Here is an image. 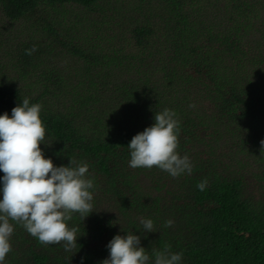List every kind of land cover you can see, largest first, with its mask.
Returning <instances> with one entry per match:
<instances>
[{
	"label": "trees",
	"instance_id": "obj_1",
	"mask_svg": "<svg viewBox=\"0 0 264 264\" xmlns=\"http://www.w3.org/2000/svg\"><path fill=\"white\" fill-rule=\"evenodd\" d=\"M100 1L105 0H0V11L12 21L35 17L41 7L53 8L59 15L65 12L66 5L92 9ZM246 1L229 0L226 14L232 24L217 31L201 19L192 18L185 10L184 0H127L124 5L132 18L131 32L137 46L143 51L153 48L152 39L157 33L141 18L145 15L142 10L169 17L171 38L162 56L161 77L165 85L147 79L141 89L133 84L115 86L116 108H98L94 96L76 100L72 109L50 106L46 98L58 95L62 89L63 79L54 71H43V88L37 95L25 93L17 86L0 85V115L7 112L11 116L12 109L24 98L30 104H41L45 143H52L40 145L45 157L56 166L67 165L70 157L86 162L88 178L94 182L90 189L94 210L83 221L78 213L68 221L69 227L79 229L76 252H66L62 243L43 245L21 225L10 221L14 224L12 250L3 264H101L109 257V241L128 232L141 237L150 264H154L153 250H163L165 246H170L173 253H182L181 264H264V27L253 38L240 31L235 15L239 16ZM46 22L45 29L54 37L55 47L60 44L90 63L101 61L100 55L85 52L53 23ZM33 45L37 50L27 55L25 50ZM52 49L27 43L20 54L21 61L25 66H34ZM110 52L106 59L115 53ZM156 54L161 55L160 49ZM230 58L234 65L249 61L253 70L238 79L233 76L234 66H226ZM184 79L209 93L210 107L205 111L199 109L200 101L196 99L189 113L182 102L176 107L167 106L171 93L167 98L164 95L169 90L173 92L176 83ZM164 108L173 110L180 121L177 151L188 155L192 173L173 177V186L165 185V191L160 190V184H165L164 176L156 177V189L143 190L136 177L146 168L129 166L127 145L134 135L154 124L155 113ZM246 130L250 134H245ZM225 135H230L233 146L244 155H256L253 161L246 162L257 169L251 175L255 188L250 187V179L244 175L233 171L226 174L221 157L210 150ZM195 146L198 149L193 151ZM3 175L0 171V178ZM205 178L208 183L201 191L197 184ZM142 218L151 219L156 231L143 232ZM168 220L173 224L165 227Z\"/></svg>",
	"mask_w": 264,
	"mask_h": 264
},
{
	"label": "rangeland",
	"instance_id": "obj_2",
	"mask_svg": "<svg viewBox=\"0 0 264 264\" xmlns=\"http://www.w3.org/2000/svg\"><path fill=\"white\" fill-rule=\"evenodd\" d=\"M127 0H105L98 5L88 9L81 5H66L65 12L57 15L56 10L50 7L38 9V15L29 19L9 20L0 11V85H13L23 89L25 93L37 95L42 90L44 83L43 71L56 72L62 80V89L58 95L50 94L46 102L51 106L72 109L76 100L94 96L96 97L98 108L111 106L116 108L114 88L122 84H131L141 89L146 84L145 80L150 79L156 85H165L162 81L161 71L162 56L167 46L169 47L170 31L169 17L159 11L160 16L142 10L141 17L148 25L153 26L157 31L153 37L155 44L147 51L136 45L132 36V18L128 13V7L124 4ZM139 1V0H137ZM188 13L191 17H196L204 21L207 26H214L215 30H223V27L231 26L228 22L227 12L229 11V0H184ZM122 3V4H121ZM244 9L239 11L236 16L240 24L239 29L252 37L257 30L264 27V0H247L241 5ZM161 8V6H159ZM158 7V8H159ZM111 12V13H110ZM138 13L136 12V15ZM53 23L61 30L62 34L78 44L85 52H92L100 55L101 61L90 63L83 58L69 53L60 44L55 47L54 37L45 29L46 20ZM193 19V20H196ZM225 30V29H224ZM39 43L41 46L53 48L49 54H45L39 64L28 67L21 61L20 54L27 43ZM160 49L161 55L156 54ZM110 50L115 53L110 59H106ZM115 56L117 58H115ZM246 60V56H241ZM251 56H254L252 54ZM113 60V61H112ZM230 65L233 60L228 61ZM167 67L169 64H165ZM233 76L246 77L252 71V65L245 61L239 65H234ZM170 66V65H169ZM225 66V67H226ZM160 67V68H158ZM241 75V76H240ZM150 77V78H146ZM249 79V78H248ZM144 83V84H143ZM109 87L110 90H106ZM57 88V86H55ZM96 93L93 95V93ZM54 92H57L54 89ZM171 93L168 98L167 96ZM206 90L194 86L186 79L177 82L173 92L170 90L164 96L167 98V106L176 107L179 102L186 106V113H189L193 105V100H199V109L205 111L210 104ZM168 100V102H167ZM194 108V107H193ZM248 125V124H247ZM225 126V125H224ZM243 126V123L240 124ZM249 126V125H248ZM250 127V126H249ZM245 131V134H250ZM233 139L230 135H225L214 147L216 155L222 159L223 171L228 174L230 171L238 175L248 177L251 188L256 187V181L251 175L253 170L246 162H251L256 158L254 153L245 154L233 146ZM198 149L196 146L193 151ZM236 152L238 154H236ZM181 155V153H180ZM185 153H182V156ZM223 172V173H224ZM164 176V186H173V177L167 172H159L155 168L144 169L138 173L136 180L143 190L153 187L156 177ZM162 180V179H161ZM158 191V190H156ZM155 191V192H156ZM157 193V192H156ZM169 195V194H167Z\"/></svg>",
	"mask_w": 264,
	"mask_h": 264
},
{
	"label": "clouds",
	"instance_id": "obj_3",
	"mask_svg": "<svg viewBox=\"0 0 264 264\" xmlns=\"http://www.w3.org/2000/svg\"><path fill=\"white\" fill-rule=\"evenodd\" d=\"M37 50L26 49L27 55ZM195 107V105H190ZM42 105L30 104L28 98L12 109L11 116L0 115V264L12 250L10 238L14 224L21 225L43 245L63 244L72 254L77 248V227H69L74 213L84 220L93 210V179L88 178L89 166L70 157L67 165L56 166L46 158L40 145L45 143L46 129L40 116ZM155 123L133 136L127 145L129 166L156 167L172 177L191 174L193 165L187 154L180 155V121L173 110L164 108L154 116ZM264 145V140L261 141ZM207 178L197 184L203 191ZM143 232L156 231L151 219H141ZM172 220L165 223L170 227ZM141 237L128 232L117 234L108 243L109 257L101 264H150V255L141 246ZM154 264H181L182 253H173L170 246L153 250ZM69 257L68 259H70Z\"/></svg>",
	"mask_w": 264,
	"mask_h": 264
}]
</instances>
